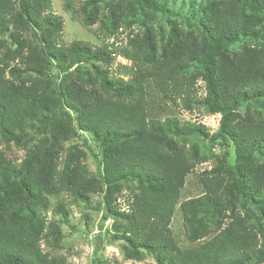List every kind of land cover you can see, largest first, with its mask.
<instances>
[{
  "label": "trees",
  "instance_id": "16d2710c",
  "mask_svg": "<svg viewBox=\"0 0 264 264\" xmlns=\"http://www.w3.org/2000/svg\"><path fill=\"white\" fill-rule=\"evenodd\" d=\"M98 1H83L86 25L98 18ZM204 2L203 13L185 18L182 29L166 4L129 0L143 28L118 49L131 62L124 79L108 70L114 58L108 45L60 42L64 22L51 0H0V137L29 147L19 164L0 149V264H67L40 246L47 229L39 211L61 192L81 201L103 192L111 230L125 240L128 258L264 264V0ZM148 10L169 16L166 36L143 18ZM235 43L239 49H229ZM84 62L92 68L83 70ZM198 78L208 111L221 114L215 133L200 123L148 118L147 80L190 109ZM79 131L101 147L98 178L73 160L75 145L61 157L64 142ZM189 136L220 143L224 152L200 173L203 193L179 206L189 241L215 234L182 251L169 225L186 176L206 160L196 140L187 146ZM126 181L132 199L121 210L113 202Z\"/></svg>",
  "mask_w": 264,
  "mask_h": 264
},
{
  "label": "rangeland",
  "instance_id": "374dc122",
  "mask_svg": "<svg viewBox=\"0 0 264 264\" xmlns=\"http://www.w3.org/2000/svg\"><path fill=\"white\" fill-rule=\"evenodd\" d=\"M83 1L85 0H51L52 11L64 22L60 42L70 44L74 41H84L95 47L108 45L114 56L108 67L110 73L124 79L130 78L124 72L129 70L131 62L124 58L118 49L129 35L142 31L143 26L132 16L133 11L136 15L138 8L133 9L134 5H130L129 0H99L97 20L92 25H86L83 20ZM158 1L170 8V18L182 29L188 28L185 18L194 21L203 13L202 6L205 4L204 0ZM143 18H146V22H149L157 32L164 33L165 36L168 34L169 24L166 15L159 11L148 10L143 13ZM160 38L161 36L158 37ZM239 47L240 44L235 43L229 49L238 50ZM82 66L83 70L92 68L91 63L84 62ZM145 89L148 101L147 114L150 120L162 121L169 117L181 123H200L206 127L209 135L218 130L221 114L208 111L204 102L207 89L202 79H197L190 109L185 108L179 99L176 103H172L165 98L154 87L151 80L145 82ZM244 110L241 108V111ZM194 140L198 142L200 155L206 160L197 164L186 176L169 225L171 236L182 251L199 245L215 234L212 232L198 241H189L185 235L179 206L181 201L203 193L204 190L199 181L200 173L214 167L224 152L223 145L209 138L189 136L185 142L188 146ZM227 142L229 144L228 161L233 163L236 155L235 146L229 139ZM71 145L77 147L72 155L73 160L81 164L88 175L98 178L97 164L101 157L99 143L89 133L79 131L76 137L64 142L61 157H64ZM0 149L5 152L7 158L19 164L26 157L29 147L25 142L19 143L15 140L8 142L0 137ZM102 197L103 192L89 194L86 201L74 199L67 192L49 195L48 208L39 211L45 219L47 229L40 243L42 251L49 256L63 258L67 264H157L155 258L149 253H144L141 260L125 256L126 242L121 237L115 236L111 230L114 218L106 210ZM131 199V186L126 181L121 190L115 194L113 203L121 210H128V201ZM59 203L63 204L64 211H56Z\"/></svg>",
  "mask_w": 264,
  "mask_h": 264
}]
</instances>
